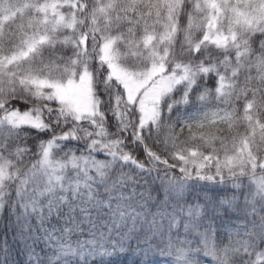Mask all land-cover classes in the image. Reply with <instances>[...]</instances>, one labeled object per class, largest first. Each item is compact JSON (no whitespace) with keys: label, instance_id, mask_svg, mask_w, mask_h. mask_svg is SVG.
Segmentation results:
<instances>
[{"label":"trees","instance_id":"trees-1","mask_svg":"<svg viewBox=\"0 0 264 264\" xmlns=\"http://www.w3.org/2000/svg\"><path fill=\"white\" fill-rule=\"evenodd\" d=\"M43 1L0 0V60L17 52L42 28L44 16L39 6ZM221 1L230 18L236 17L237 25L239 21L242 22L239 26L250 23L239 47L194 45L200 39L190 35L194 0H84L86 8L82 15L86 14L90 45L114 40L122 60L142 67L150 61L147 44L160 50L167 45L171 69L188 64L192 70L208 69L209 76L202 75L189 89L179 88L175 93L178 100L184 95L182 91L187 90L185 107L178 104L166 111L160 127L143 130L141 141L132 135L130 128L121 135L127 144L134 141L141 161L153 164L156 170L124 172L127 167H119L120 163L115 161L104 180H91L86 188L89 193L95 190L105 200L112 197L113 205L119 200L121 205H134L147 214L148 221L143 225L138 222L134 232L130 221L121 226L118 219L114 221L107 215L108 209L99 217L93 212V223L86 221L79 211L69 218L61 210L60 217L52 216L45 229L37 223L35 215L26 218L21 212V209L31 211L41 201L58 195H68L79 206L75 194L80 192L81 197L85 194L72 184L55 187L46 182L41 172L35 178L28 176L40 161L39 144L53 134L60 115L49 118L55 123L47 132L29 127L7 140L1 139L0 160L10 162L11 166L9 177L3 182L4 203L0 208V264H153L155 260L181 254L198 258L196 264H264V205L253 211L243 196L237 199L232 191L216 188L211 190L216 198L206 199L203 191L202 196L196 191L197 184L184 190L183 198L198 213V227L187 230L181 221L177 229L168 218L156 215L161 210L172 211L176 201L165 205V195L177 188L176 181L183 177L179 169L186 171L185 168L198 165L190 155L222 160L247 143L258 158L264 155V30H261L264 0ZM236 12L244 17L236 16ZM59 49L60 46L40 47L20 63L18 70L22 73L38 70L43 63L50 66ZM95 71L100 81L103 73ZM222 71L231 77V90L227 94L218 90ZM17 79V85L23 86ZM115 88L118 94L122 92L120 84L116 83ZM97 89L106 112L112 113L116 97L113 88L98 85ZM5 103L7 108L31 109L40 102L29 89L22 88L21 93L15 88L6 95ZM116 121H108L107 128L118 137L122 129ZM67 124L66 128H71ZM131 126L138 130L135 123ZM71 143L77 152L81 151L80 142L70 140L65 144ZM19 144L25 147H17ZM188 156L190 161L185 162L183 158ZM165 171L180 178H174L171 185ZM224 172L227 176L228 172ZM207 201L211 203L205 206ZM154 215L156 223L152 224ZM53 228L59 239L50 236ZM65 229L71 230L68 242Z\"/></svg>","mask_w":264,"mask_h":264},{"label":"rangeland","instance_id":"rangeland-1","mask_svg":"<svg viewBox=\"0 0 264 264\" xmlns=\"http://www.w3.org/2000/svg\"><path fill=\"white\" fill-rule=\"evenodd\" d=\"M39 7L44 16L42 28L28 38L17 52L0 60V140H7L29 127L47 132L55 123L49 118L60 115V120H56L57 124L51 128L53 134L39 144L40 161L28 174L30 178H35L41 172L46 182L55 187L72 184L76 186L74 189L85 190L91 180H104L107 170L115 161L120 163L119 167H127L124 172L156 170L153 164L149 166L141 161L143 158L136 154L134 141L127 144L121 135L130 128L132 135L141 141L143 130L160 127L166 111L178 104L185 107L189 98L185 87L193 86L202 75L209 76L208 69L192 70L187 67L188 64L171 69L168 46L160 50L149 42V63L143 67L130 64L121 59L114 40H100L98 46L95 42L90 45L86 14L82 15L86 8L84 0H44ZM235 15L244 17L237 12ZM236 20L235 16L230 18L221 0H194L190 35L200 37L194 41V45L197 48L209 44L239 47L244 33L250 30V23L239 26L242 22L239 21L237 25ZM245 27L247 29L243 31ZM261 30H264V26ZM44 45L60 46L56 56H52L50 66L43 63L44 66L38 70L28 69L23 73L18 70L22 61ZM105 67L107 70H104ZM211 67L216 70L215 65ZM96 69L101 71L99 74L103 73L100 81ZM221 75L218 90L220 94H227L231 90V77L225 71ZM17 78L23 86L17 85ZM116 83L121 86L122 92L119 94L118 89L114 90ZM98 85L113 88L116 96L113 114L107 113L103 107ZM15 88L21 93L22 88L32 91L39 105L31 109L7 108L6 95ZM179 88H185L181 100L175 97ZM111 120H117V125L122 129L118 137L108 131V121ZM66 123L71 128H66ZM132 123L137 125L138 130L132 129ZM70 140L83 145L80 152L73 143L66 145ZM22 146L19 144L17 147ZM254 151L247 143L222 160L190 155L198 165L195 168L183 166L188 176L184 175L180 181H176L175 186L184 193L188 187L198 184L196 191L201 196L203 191L206 199L212 196L216 198L211 195L213 188L230 190L237 199L243 196L245 203L253 211H258L264 205V155L260 159ZM183 160L189 162V156ZM10 166V162L0 160V208L4 203L3 182L9 177ZM224 170L228 172L227 176ZM165 173L171 185L174 178H180L174 172ZM187 205L191 207L189 203ZM197 259L190 254H181L170 256L168 260H155L153 264H196Z\"/></svg>","mask_w":264,"mask_h":264},{"label":"snow or ice","instance_id":"snow-or-ice-1","mask_svg":"<svg viewBox=\"0 0 264 264\" xmlns=\"http://www.w3.org/2000/svg\"><path fill=\"white\" fill-rule=\"evenodd\" d=\"M84 193L83 197H81L80 192H76L75 194V200L80 201L79 206H77L74 200L70 199L68 195H58L54 196L52 199H45L41 201L39 206L34 207L31 211L26 212V210L21 209V212L25 214L26 218H30L32 215H35L37 217V223L41 225L42 229H45V224L52 216L60 217L61 210H65V214L69 218H74L76 212L79 211L86 221L93 223V212H95L97 217H99L101 214H104L105 209H108L107 215H109L114 221L118 219L121 226L126 223L128 224L130 221L132 225V232L137 230L136 225L138 222L143 225V223L148 221L147 214H143L140 210L135 209L134 205H121L119 200L115 205H113L112 197H109L107 200L100 198L95 190H92L89 193V190L85 189ZM172 200L176 201V203L172 205L171 212L161 210L158 211L156 215L168 218L170 224L177 229L179 228L181 221H183L187 230L198 227V213H196L194 209H192L184 201L182 189L175 188L166 193L164 204L167 205L169 201ZM208 203H211V201H207L205 206H207ZM177 212L179 215H177ZM151 223H156L155 215L153 216ZM161 223H163V220H161ZM49 233L52 237H56L57 239L60 238V236H57V230L55 228L50 230ZM64 233L67 234L65 239L68 242L70 240L71 230L65 229Z\"/></svg>","mask_w":264,"mask_h":264}]
</instances>
